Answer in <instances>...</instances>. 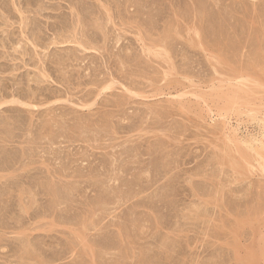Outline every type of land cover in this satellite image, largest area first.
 <instances>
[{
  "label": "rangeland",
  "instance_id": "rangeland-1",
  "mask_svg": "<svg viewBox=\"0 0 264 264\" xmlns=\"http://www.w3.org/2000/svg\"><path fill=\"white\" fill-rule=\"evenodd\" d=\"M260 44L264 0H0V264H264Z\"/></svg>",
  "mask_w": 264,
  "mask_h": 264
},
{
  "label": "bare ground",
  "instance_id": "bare-ground-1",
  "mask_svg": "<svg viewBox=\"0 0 264 264\" xmlns=\"http://www.w3.org/2000/svg\"><path fill=\"white\" fill-rule=\"evenodd\" d=\"M259 48L262 49L261 52H264V45L260 44ZM243 75H241L240 77L238 76L239 78L236 84L229 80L230 82L227 88L225 87L226 92L224 91L225 94L222 97L223 99H225L224 105H225L226 111L225 110L224 111L225 113L227 112L226 114L228 115V117H229V114L233 115L234 112L236 113L238 112L239 116L240 114L247 112L249 117L257 120L256 126H255L256 132L254 131L255 132L254 133L252 131L254 134L253 133L249 134L250 133L249 132L248 133L249 136H247V138L244 137L243 139H240L237 137L238 134L235 135L236 130L234 132L233 129H230L228 132V136L232 140L235 139L237 142H242L245 145L243 146L241 144H238L236 147L237 153L239 154V157H240V161L238 162V167H240L242 171L246 167L248 159L250 158L249 148H254L255 150H257V156L260 162V166L264 169V82H262L260 79H253L251 77H248L249 75L248 76L247 75L243 76ZM251 85L253 87H251ZM257 87L258 89L261 88V90L259 91L258 89H256ZM11 102H14V100ZM229 121H231V119ZM227 153L229 154V157H232L231 155L233 154V148L230 145H229V149ZM258 197L259 195L257 196V198ZM260 201H262V199ZM257 203L259 206L258 199H257ZM257 208L258 207L256 206V209ZM255 212L257 213V211ZM245 261L248 263L249 260L247 261L246 259Z\"/></svg>",
  "mask_w": 264,
  "mask_h": 264
}]
</instances>
